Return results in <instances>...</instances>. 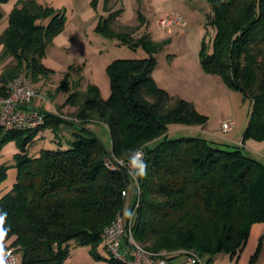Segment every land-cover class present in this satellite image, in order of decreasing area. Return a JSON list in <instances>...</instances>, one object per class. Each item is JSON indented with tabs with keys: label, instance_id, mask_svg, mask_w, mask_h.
Here are the masks:
<instances>
[{
	"label": "trees",
	"instance_id": "1",
	"mask_svg": "<svg viewBox=\"0 0 264 264\" xmlns=\"http://www.w3.org/2000/svg\"><path fill=\"white\" fill-rule=\"evenodd\" d=\"M207 1L208 23L215 35L212 50L202 45L201 65L241 90L253 105L243 141L264 139V0ZM4 16L0 10V20ZM65 22L63 10L38 0H18L0 34V59L12 58L0 73V97L17 77L37 81L55 72L43 58ZM141 25L119 32L99 24L106 35L142 45L149 55L116 58L108 64V97L95 84L87 93H71L66 102L76 107L79 123L46 110L45 123L37 127L0 125V151L11 139L19 147L17 181L0 194L4 220L0 240H12L10 245L22 254L19 264H65L71 241L73 247L90 246L97 260L118 264L98 248L104 229L126 205L127 188L133 203L140 195L136 240L167 255L192 250L204 256L206 264L219 254L237 257L252 225L264 222V159L242 144L200 136L170 137V124L202 125L207 115L156 82L158 42L148 31L136 35ZM95 118L106 124L111 147L88 126ZM63 124L73 128L68 148L29 154L41 131L51 127L58 136ZM139 149L144 152L147 175L137 180L126 162ZM115 158L124 164L112 169L107 161ZM7 168L0 163V179ZM254 260L255 256L250 264Z\"/></svg>",
	"mask_w": 264,
	"mask_h": 264
},
{
	"label": "rangeland",
	"instance_id": "2",
	"mask_svg": "<svg viewBox=\"0 0 264 264\" xmlns=\"http://www.w3.org/2000/svg\"><path fill=\"white\" fill-rule=\"evenodd\" d=\"M38 1L53 6L57 10H63L66 22L64 29L53 36L47 46L46 56L43 58L45 64L54 68L55 72L46 77L44 82L41 79L32 81L29 76L23 75V77L34 84L37 91L34 98L38 97L39 101L45 98V104L52 105L53 111L59 117L79 123L74 115L76 107L74 109L71 107V103L66 102L67 97L75 91L87 93L90 85L95 84L100 88L103 97L110 95L111 85L107 66L112 60L143 58L149 55L147 49L142 45L132 46L122 43L118 38L106 35L105 31L98 29L99 24L101 23L102 29L111 27L116 31L126 32L130 26L136 27L142 22L141 31H137L135 34H141L146 31V28L150 30L151 35L156 37L153 40L158 42L156 43V52H154L158 61L154 69L155 75L159 80L167 82L172 92L180 93L182 97L192 101L200 112L207 115L205 123L191 130L170 126V137H206L211 133L226 136L227 131L222 128V122L230 119H234L237 124H240V128L243 127L244 135L253 105L249 100L244 99L241 90L229 86L220 74L211 73L201 65L202 45L205 43L207 49L212 50L215 35V28L208 23L210 5L207 0ZM17 2L18 0L0 2V10L3 11L7 20L8 14ZM112 11L117 12L116 16H111ZM168 13L179 14L182 17L181 24H175L171 28L162 27L157 21ZM6 19L0 21V34L8 25ZM3 23L5 27H3ZM147 23L148 26L145 27ZM1 47L3 46L0 44V52L3 51ZM5 61L7 59H0V72L3 70L2 65ZM33 99L27 109L34 107L44 112L47 110L45 106H33ZM66 104H70V106H66ZM94 120H98V122L92 121L91 127L97 130L98 124L103 122L97 118ZM66 125L63 124L61 130L63 126L67 128ZM173 125L179 127L177 124ZM99 127L98 134L105 145L109 147L110 133L102 132L103 128ZM72 129L71 127L70 130ZM61 130L58 136L51 127L45 134L41 131L31 144L29 154L37 156L43 148H68L73 130L71 133L67 130H62L64 132L62 133ZM244 143L248 152L259 159L262 158L263 149L261 148L264 146V139L248 137ZM253 143L255 145H252ZM18 151L19 147L13 139L4 144L0 151V163L6 164L8 167L7 175L0 179V194L9 191L17 181L18 170L15 166L17 161L15 154ZM132 198L133 195L128 194L127 211L133 209V205L135 206ZM136 219L137 216L134 218L135 224ZM74 244L75 242L71 241V250L75 249ZM98 249L104 256H110L104 242L100 243ZM16 254L17 256L22 255L20 251H17ZM228 259L225 254H219L214 257L212 264H230Z\"/></svg>",
	"mask_w": 264,
	"mask_h": 264
},
{
	"label": "built area",
	"instance_id": "3",
	"mask_svg": "<svg viewBox=\"0 0 264 264\" xmlns=\"http://www.w3.org/2000/svg\"><path fill=\"white\" fill-rule=\"evenodd\" d=\"M157 22L164 28H171L175 24H181L182 17L177 13H168ZM7 92L5 96L0 97V125L32 128L45 123L44 111L34 107L27 109L37 94L35 86L30 80L22 76L13 79L8 85ZM234 126V119L222 122V128L225 130H230ZM139 151L144 160L143 150L139 149ZM132 157L126 162L130 173L135 171ZM262 157L264 159V153ZM123 164V160L116 158L114 161H107V165L112 169H117ZM128 191V188L123 191L126 200ZM139 204L140 195L135 206L133 205V209L127 211L125 205L123 210L104 229L102 238L110 257L118 264H206V258L195 251H185L184 258L179 262H174L170 257L171 254L153 251L137 241L134 235V218L137 216ZM16 253L15 247L9 244L0 255V264H17Z\"/></svg>",
	"mask_w": 264,
	"mask_h": 264
},
{
	"label": "crops",
	"instance_id": "4",
	"mask_svg": "<svg viewBox=\"0 0 264 264\" xmlns=\"http://www.w3.org/2000/svg\"><path fill=\"white\" fill-rule=\"evenodd\" d=\"M119 16H117V17H119ZM5 19H6V16H4L0 21L5 20ZM147 26H148V23L145 27H147ZM3 27H5V24L3 25ZM145 30L148 32L150 31V30H147L146 28H145ZM138 31H141V29H139ZM149 33L152 34L151 32H149ZM151 36L153 39H156V37L154 35H151ZM1 49H3V47H1ZM1 53H2V50H1L0 54ZM11 59H12L11 57H9V59L7 58V61H5L2 65V69L4 68V66L7 63H9L11 61ZM153 76H154L156 82L160 86L166 88L172 95L181 96L180 93L172 92L171 89L169 88L170 86L167 82H163L162 80H159L158 76L155 75V70L153 72ZM45 78L46 77L41 78V81L44 82ZM45 101H46L45 98H43L42 101H39L38 97H37V98L33 99L32 105L36 106V107L45 106V108L48 111L54 112L53 106L49 105V104L46 105ZM66 106H70V104H66ZM71 107L75 109V106L72 105ZM93 121L98 122V120H93ZM91 124H93V123L92 122L89 123L88 126L91 129H93L97 134L99 133L97 131L98 128H100L99 126H101L103 128L102 132H104V133L109 132L106 124H104V123H99L97 126L98 127L97 130H95L94 127H91ZM199 125H201V124H199ZM199 125H193V126L179 125V127H175L176 125L170 124L169 127L172 126L173 128H183L184 130H191V129L197 128ZM66 126H67V128L65 126H63L62 130H67V132L71 133V131L73 129L70 130V128H71L70 125H66ZM247 126H248V124H247ZM48 129L49 128L44 130L43 134L47 133ZM242 129H243V127L240 128V124H237L235 122V126L232 129L225 130V131H227L226 136H222V135L220 136V135H217L215 133H211V134H208L209 136H206V138L218 140V141H223V142H228V143H233V144H240V145L242 144L243 147L246 148L245 143L243 141L244 135H243ZM62 133H64V132L62 131ZM168 133L170 134V129L168 130ZM241 136H242V138H241ZM203 137H205V136H203ZM109 139H110L109 147H111L112 141H111L110 135H109ZM252 145H255V144L253 143ZM252 149H255V148H252ZM261 149H263L262 150L263 152H261V156H262L264 153V146ZM261 156H260V158H261ZM3 223H4V220L0 216V237L3 233ZM11 241H12L11 239L10 240H2V241L0 240V255L4 252V250L11 243ZM74 248H75V249H73L74 251L71 250L70 255L65 260V264H114V263H110L106 260L95 259L90 252V246H87V245L75 246ZM170 256L174 262H179L184 258V254H171ZM226 256H227V258H229L228 260L231 262L230 264H250L251 258L253 256H255L254 264H264V222H256L252 225L251 230H250V234H249V238H248L245 246L243 247V249L241 250V252L239 253V255L237 257L232 258L228 254H226ZM18 263H20V256H17V264Z\"/></svg>",
	"mask_w": 264,
	"mask_h": 264
},
{
	"label": "clouds",
	"instance_id": "5",
	"mask_svg": "<svg viewBox=\"0 0 264 264\" xmlns=\"http://www.w3.org/2000/svg\"><path fill=\"white\" fill-rule=\"evenodd\" d=\"M133 168L135 169L134 173H130L133 175L135 179L143 178L147 175V164L144 162L142 158V153L138 150L132 157Z\"/></svg>",
	"mask_w": 264,
	"mask_h": 264
}]
</instances>
